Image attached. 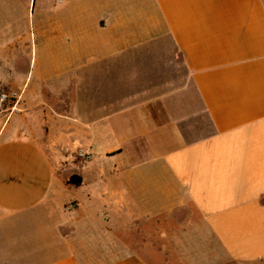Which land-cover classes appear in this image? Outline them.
I'll list each match as a JSON object with an SVG mask.
<instances>
[{"label": "crops", "instance_id": "obj_1", "mask_svg": "<svg viewBox=\"0 0 264 264\" xmlns=\"http://www.w3.org/2000/svg\"><path fill=\"white\" fill-rule=\"evenodd\" d=\"M18 8L39 74L0 123V264H264V0Z\"/></svg>", "mask_w": 264, "mask_h": 264}, {"label": "rangeland", "instance_id": "obj_2", "mask_svg": "<svg viewBox=\"0 0 264 264\" xmlns=\"http://www.w3.org/2000/svg\"><path fill=\"white\" fill-rule=\"evenodd\" d=\"M9 1L10 8L8 10V15L13 18L12 24H6V10L3 6L4 0H0V91H16L21 93V100L17 106V110L13 113L5 112L0 115V118H3L0 121L1 123L12 114L9 117V119L11 118L9 124L10 129L15 127L16 119L20 116L18 113L21 112V101L24 99V96L22 97V95L27 83L26 78L30 73V87H32L38 80L39 64L35 66L32 64L30 68L31 57L28 56V53L30 48H32V39L33 43L37 44L38 49H40L41 39L40 36L38 37V28L33 24L32 19L29 24L23 23L27 14L28 16L30 15L29 12L27 13L26 9L24 10L23 8H18L19 2L22 4L24 0ZM28 92H30V89ZM79 147L80 145L77 148ZM75 160L78 161L76 153ZM61 162L63 161L61 160ZM151 232L152 234L150 233L148 236H151L152 241H149L148 244L151 243L152 248L154 249V255L159 257V252L161 251L162 246H168L169 248L172 246L175 248L174 244L162 241L159 234H156L153 231ZM145 236V232L138 233V239L136 241V244L141 243L142 250H144V246L146 245V241L144 239ZM168 261L169 264H183L182 260L178 259L174 253L173 256L168 254Z\"/></svg>", "mask_w": 264, "mask_h": 264}, {"label": "built area", "instance_id": "obj_3", "mask_svg": "<svg viewBox=\"0 0 264 264\" xmlns=\"http://www.w3.org/2000/svg\"><path fill=\"white\" fill-rule=\"evenodd\" d=\"M20 100L21 93H18L16 91H0V115L5 112L13 113L15 110H17V106L19 105ZM76 156L78 161L86 162L91 160L92 153L80 146L76 150Z\"/></svg>", "mask_w": 264, "mask_h": 264}]
</instances>
